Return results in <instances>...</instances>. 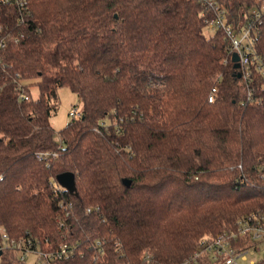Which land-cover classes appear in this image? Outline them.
Listing matches in <instances>:
<instances>
[{
	"label": "trees",
	"instance_id": "obj_1",
	"mask_svg": "<svg viewBox=\"0 0 264 264\" xmlns=\"http://www.w3.org/2000/svg\"><path fill=\"white\" fill-rule=\"evenodd\" d=\"M26 1L18 23L17 6L0 0V38L20 34L0 51V227L9 237L42 251L77 240L58 264H185L201 238L264 209V82L238 76L197 3ZM220 2L239 26L257 0ZM255 49L264 54V19ZM60 86L78 94L82 115L56 132L48 116ZM65 171L73 191L56 180ZM0 264L28 263L3 249ZM191 264L217 263L202 254Z\"/></svg>",
	"mask_w": 264,
	"mask_h": 264
},
{
	"label": "built area",
	"instance_id": "obj_2",
	"mask_svg": "<svg viewBox=\"0 0 264 264\" xmlns=\"http://www.w3.org/2000/svg\"><path fill=\"white\" fill-rule=\"evenodd\" d=\"M5 3H14L17 6L18 23L24 21L27 12L26 0H1ZM200 7L205 28L214 31H221L229 49L231 58L236 55L239 63V75L250 86L254 75H258L264 82V54H260L255 49L256 38L259 34V27L264 19V0H257L247 14L244 23L234 26L227 19V10L220 0H191ZM6 37L0 38V51L4 48L6 38L19 37L20 34L13 36V32H6ZM15 41L17 40L14 39ZM28 99V95L22 93L20 98ZM212 96L209 95V100ZM246 99H252V92L247 88ZM71 119H79L82 115V108L76 105L70 111ZM55 140L61 144V139L56 133ZM56 155V152H43L40 156L47 158ZM62 187V186H61ZM63 202L61 201V204ZM65 209L71 208V202L64 203ZM92 208H87L90 212ZM234 230H224L210 236L201 238L196 250L191 257L185 260V264H191L202 254H206L217 264H253L250 257L255 251L260 250L259 243L264 244V209L261 211L250 212L237 218ZM244 240L257 242L251 246H240ZM101 240L95 239L93 247L102 251ZM78 241H62L52 250L42 251L33 248L32 240L25 237H9L3 227H0V253L3 249L12 251L20 261H25L30 253L35 255L32 264H58L60 261L68 260L78 250Z\"/></svg>",
	"mask_w": 264,
	"mask_h": 264
},
{
	"label": "rangeland",
	"instance_id": "obj_3",
	"mask_svg": "<svg viewBox=\"0 0 264 264\" xmlns=\"http://www.w3.org/2000/svg\"><path fill=\"white\" fill-rule=\"evenodd\" d=\"M212 30L206 28V33H210ZM31 93L34 97L37 96L36 86H31ZM53 107L48 116V120L51 126L57 132L62 128L68 121L71 120L70 111L74 105L78 108H82V104L78 94L70 89L68 86H60L56 89V96L51 100ZM263 244L261 245V250L254 253L253 257H262L264 256ZM35 255L30 253L26 256L25 262L32 264L34 262Z\"/></svg>",
	"mask_w": 264,
	"mask_h": 264
},
{
	"label": "water",
	"instance_id": "obj_4",
	"mask_svg": "<svg viewBox=\"0 0 264 264\" xmlns=\"http://www.w3.org/2000/svg\"><path fill=\"white\" fill-rule=\"evenodd\" d=\"M237 60H238L237 56L233 55L232 61L234 62L235 67L239 66V63L237 62ZM238 76H240L239 73H238ZM56 180L65 189L73 191V189H74V174L72 172H70V171L62 172L56 176ZM123 182L126 186H128L130 184V180L126 179V178H123Z\"/></svg>",
	"mask_w": 264,
	"mask_h": 264
},
{
	"label": "crops",
	"instance_id": "obj_5",
	"mask_svg": "<svg viewBox=\"0 0 264 264\" xmlns=\"http://www.w3.org/2000/svg\"><path fill=\"white\" fill-rule=\"evenodd\" d=\"M262 244H263V243H259V244H258V246H260V250H261V245H262ZM263 246H264V244H263ZM263 248H264V247H263ZM260 250H259V251H260ZM259 251H255L254 253L259 252ZM254 253L250 256V257L253 259V264H264V256L254 258V257H253Z\"/></svg>",
	"mask_w": 264,
	"mask_h": 264
}]
</instances>
